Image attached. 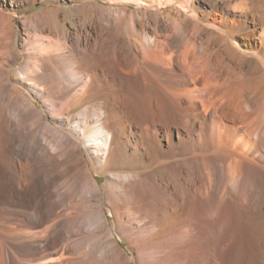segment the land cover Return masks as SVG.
Returning a JSON list of instances; mask_svg holds the SVG:
<instances>
[{
    "label": "bare ground",
    "instance_id": "bare-ground-1",
    "mask_svg": "<svg viewBox=\"0 0 264 264\" xmlns=\"http://www.w3.org/2000/svg\"><path fill=\"white\" fill-rule=\"evenodd\" d=\"M0 264H264V0H0Z\"/></svg>",
    "mask_w": 264,
    "mask_h": 264
},
{
    "label": "rangeland",
    "instance_id": "rangeland-1",
    "mask_svg": "<svg viewBox=\"0 0 264 264\" xmlns=\"http://www.w3.org/2000/svg\"><path fill=\"white\" fill-rule=\"evenodd\" d=\"M46 5H51V3H46L45 5H42V4H36L34 5L33 7H31L29 10H27L26 12H23V13H13L15 16L19 17V16H25V15H31L33 14L34 12H36V10L42 8L43 6H46ZM18 66V64L16 65Z\"/></svg>",
    "mask_w": 264,
    "mask_h": 264
}]
</instances>
